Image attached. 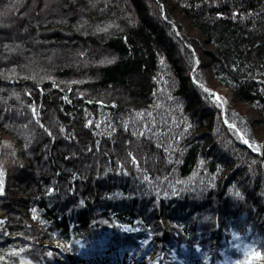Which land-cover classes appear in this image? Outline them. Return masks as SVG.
I'll return each mask as SVG.
<instances>
[{
    "label": "trees",
    "instance_id": "1",
    "mask_svg": "<svg viewBox=\"0 0 264 264\" xmlns=\"http://www.w3.org/2000/svg\"><path fill=\"white\" fill-rule=\"evenodd\" d=\"M255 190L264 0H0V264H264Z\"/></svg>",
    "mask_w": 264,
    "mask_h": 264
},
{
    "label": "rangeland",
    "instance_id": "2",
    "mask_svg": "<svg viewBox=\"0 0 264 264\" xmlns=\"http://www.w3.org/2000/svg\"><path fill=\"white\" fill-rule=\"evenodd\" d=\"M29 52V51H27ZM30 57V55H29ZM214 94L217 96H221L223 100H231V94L227 90V88L224 87H217V89L214 90ZM4 218V213L2 210H0V220ZM156 250H153L154 254ZM142 250L137 251V253H133L132 251L129 250H124V251H118L115 254H112L109 249L105 251L104 256H98L93 261L96 262V264H148V261L145 257L144 254H142ZM255 256V255H254ZM254 256L250 255L247 261H245V264H252L255 258ZM92 260V259H91ZM256 260V259H255ZM85 260L82 261V264H85ZM154 262L153 264H156ZM179 264H197L195 263H187L186 261L179 262Z\"/></svg>",
    "mask_w": 264,
    "mask_h": 264
},
{
    "label": "bare ground",
    "instance_id": "3",
    "mask_svg": "<svg viewBox=\"0 0 264 264\" xmlns=\"http://www.w3.org/2000/svg\"><path fill=\"white\" fill-rule=\"evenodd\" d=\"M243 141V143L244 144H246V141L245 140H242ZM235 185H234V187H237V188H239L241 185H238L237 183H234ZM256 191V195H257V197L260 199V198H262L261 200L262 201H264V192H262L261 190L258 192L257 190H255ZM264 191V190H263ZM245 202V201H244ZM257 211V210H256Z\"/></svg>",
    "mask_w": 264,
    "mask_h": 264
},
{
    "label": "snow or ice",
    "instance_id": "4",
    "mask_svg": "<svg viewBox=\"0 0 264 264\" xmlns=\"http://www.w3.org/2000/svg\"><path fill=\"white\" fill-rule=\"evenodd\" d=\"M217 15H220V13H217ZM216 99H219V97H216ZM185 127H187V125H185ZM257 150H259V149H257ZM133 159H135V158H133ZM48 190H49L50 192H51V191H53V189H52V188H49ZM235 194H236V195H240V192H239V190H238V189L235 191ZM80 203H81V204H83V203H84V201H83V200H81V201H80Z\"/></svg>",
    "mask_w": 264,
    "mask_h": 264
}]
</instances>
